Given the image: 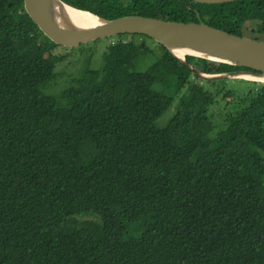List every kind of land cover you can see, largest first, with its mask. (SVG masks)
<instances>
[{"label": "trees", "instance_id": "1", "mask_svg": "<svg viewBox=\"0 0 264 264\" xmlns=\"http://www.w3.org/2000/svg\"><path fill=\"white\" fill-rule=\"evenodd\" d=\"M61 1L173 20L185 0ZM203 21L264 40V0L210 7ZM58 46L24 0H0V264H264V82L229 89L126 33L109 38L100 67L47 93Z\"/></svg>", "mask_w": 264, "mask_h": 264}, {"label": "water", "instance_id": "2", "mask_svg": "<svg viewBox=\"0 0 264 264\" xmlns=\"http://www.w3.org/2000/svg\"><path fill=\"white\" fill-rule=\"evenodd\" d=\"M234 1L238 0H185L179 3L177 19L173 20L137 14L110 19L73 8L95 17V23L85 24L80 23L61 0H24V6L41 31L61 46L74 48L118 34L140 33L163 44L204 80L245 79L264 82V40L231 34L211 25V28L225 34L223 41L214 40L202 32L204 12L208 8ZM187 55L249 69L209 73L188 62Z\"/></svg>", "mask_w": 264, "mask_h": 264}, {"label": "rangeland", "instance_id": "3", "mask_svg": "<svg viewBox=\"0 0 264 264\" xmlns=\"http://www.w3.org/2000/svg\"><path fill=\"white\" fill-rule=\"evenodd\" d=\"M109 42V38L98 39L87 43L85 45H81L79 47H65L59 45L54 49V53L56 55H60L63 57V61L59 62L56 67V72L58 70L57 78L52 80L47 87L45 88V92L47 93H58L60 92L68 83L69 78L72 75L78 74L81 70L85 68L86 65H90L93 68H98L102 64V55L106 49V46ZM146 66L141 67V69H145ZM168 75L165 71L161 74V79L163 82L166 81ZM250 84V81H245L241 79H227L226 86L229 89H236V91H242L247 89ZM176 111V102L164 113L162 117H160L157 121L159 125H165L175 114ZM224 109L222 106L217 103L213 108H211L210 116L212 120L220 124L223 121ZM264 157V151L260 152Z\"/></svg>", "mask_w": 264, "mask_h": 264}, {"label": "bare ground", "instance_id": "4", "mask_svg": "<svg viewBox=\"0 0 264 264\" xmlns=\"http://www.w3.org/2000/svg\"><path fill=\"white\" fill-rule=\"evenodd\" d=\"M68 9L72 10L71 13L73 14L74 17H76V19L82 23V24H85V23H95V17L93 15H91L90 13H87V12H83V11H78V10H75L73 8H71L70 6L68 5H65ZM204 22V21H203ZM210 25L206 22H204L202 24V32L211 37L212 39L214 40H217V41H223L224 38H226L225 34L221 33V32H218L216 31L215 29L211 28V26L209 27Z\"/></svg>", "mask_w": 264, "mask_h": 264}]
</instances>
